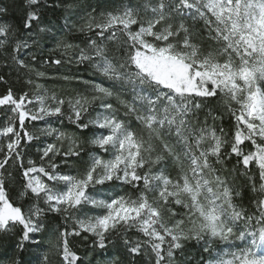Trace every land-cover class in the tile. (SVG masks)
<instances>
[{"label":"snow or ice","instance_id":"1","mask_svg":"<svg viewBox=\"0 0 264 264\" xmlns=\"http://www.w3.org/2000/svg\"><path fill=\"white\" fill-rule=\"evenodd\" d=\"M25 8L17 26L0 6V53L25 77L0 93V246L13 247L0 264H192L193 242L196 264H264V0H138L79 19L76 0ZM56 8L63 24H45ZM41 33L60 56L43 55ZM42 137L52 142L34 159ZM9 169L21 177L14 195ZM239 175L258 194L249 207ZM90 237L81 255L72 240Z\"/></svg>","mask_w":264,"mask_h":264},{"label":"trees","instance_id":"2","mask_svg":"<svg viewBox=\"0 0 264 264\" xmlns=\"http://www.w3.org/2000/svg\"><path fill=\"white\" fill-rule=\"evenodd\" d=\"M120 1L121 0H76L78 18H80L79 16L81 15L83 16L84 13L91 11V9L93 8H95L96 12L99 13V12H102L104 9L114 7L115 4H117ZM0 6L8 7L9 11H8L6 19L10 23L19 26L21 18L24 16L25 11H26L25 0H0ZM64 16H65V12L62 8L46 9L43 19H44L45 24L49 26L59 27L60 25L63 24ZM38 39L40 41V49L43 50L44 56H52V57L60 56L59 50H56V51L52 50L54 48L53 41L45 39V37L42 36V34H39ZM64 39L69 42L79 44L81 43V41L87 39V37L80 33H72V34H65ZM36 54L40 55L41 52L38 50ZM6 56H7L6 53H0V75H3L5 79L8 81V85L0 83V93H3L7 86H11L17 91L25 88V84H24L25 77H24L23 70L17 69L14 65L5 66L4 61H5ZM25 59L26 60L30 59V57L26 56ZM8 62L9 64H11L10 58L8 59ZM37 67H40V70H44L49 73H56L57 71H59L60 73H66L69 70L68 66L58 68L57 66L44 65L43 67H41L39 64H37ZM71 70L81 76L85 75L84 74L85 70H82V68L78 69L75 66H72ZM56 83H58L59 85L58 86L54 85L53 86L54 89L57 88L58 90H61V89H65L66 87H68L65 85H61V83L63 82L59 80H48L47 81V84H49L48 85L49 87H51L53 84H56ZM217 123H219V121ZM63 127L67 130L71 129L73 133H76L77 135H80L83 138V134L78 132L75 125L70 124L67 120L64 121ZM223 127L226 133H228L229 138H231V133L232 131H234L233 121L231 120V118L229 117L226 111L224 112ZM36 144L37 142H34V146L29 150V155L34 159L37 157V153L35 151ZM85 150L86 152L92 151L91 147L87 144H85ZM57 160L59 161V157L57 158ZM234 163H235V160L233 159L227 164V167L231 169ZM75 166L78 167L79 165H74V167ZM65 170L68 171L69 169H65ZM9 172L12 173V178L9 182V187L14 195L15 192L20 188L21 177H20V173L18 170L9 169ZM252 174L254 176L256 175V169L254 167L252 169ZM230 179H233V177H230ZM234 179H235V183L233 186L241 188L242 193H243V204L245 207H249L250 201L254 197H256L258 194L253 193L251 191V187L245 176L243 175L235 176ZM257 181H258V176H257ZM50 220H51L52 227H57L62 224V219L59 216L52 215L50 216ZM72 242L75 245V247L78 249L81 255H83L87 251H90L91 237L89 238V241H81L79 238H73ZM191 245H192V248H190L188 252L191 253L192 264H196V259L198 257V252L200 249L198 245H196L195 243H192ZM5 250H7L9 254H11V252L13 251L12 242L10 240L4 241L3 245L0 246V252H3ZM116 251H117L116 248L110 247L109 252L105 253L104 255L108 256L110 253H115ZM25 258L31 259V257L27 255L25 256ZM52 264H59L58 259H52Z\"/></svg>","mask_w":264,"mask_h":264},{"label":"rangeland","instance_id":"3","mask_svg":"<svg viewBox=\"0 0 264 264\" xmlns=\"http://www.w3.org/2000/svg\"><path fill=\"white\" fill-rule=\"evenodd\" d=\"M129 2H131V3H136V2H138V0H121L120 2H118L117 4H115V6L114 7H111V8H108V9H104L102 12H105V11H110V10H113V9H116V8H119L120 6H121V4H124V3H129ZM79 15H80V13H79ZM84 15V14H83ZM82 16V15H81ZM81 16H79V17H81ZM77 19H79L78 18V14H77ZM42 34V36H44L45 37V35L46 34H44V33H41ZM26 56H28L27 55V50H26V53H25V56H24V58H26ZM79 68H82V70H85V75H84V77L87 79V78H92V79H96L97 81H99V77H97V76H94L93 74H92V71L90 70V69H87L86 70V68L84 67V66H81V67H79ZM78 68V69H79ZM82 73H83V71H82ZM81 73V74H82ZM42 83H46V85H47V87H49L48 85L49 84H47V81L45 82V81H41ZM50 84H52V83H50ZM58 86L59 84L58 83H56V84H53L51 87H49V88H51V89H54L53 88V86ZM61 85H64L63 83H61ZM75 87V88H74ZM65 88V87H64ZM66 88H68V89H66ZM65 89H61L62 91H77V90H80L77 86H71V87H66ZM74 88V89H73ZM55 90H57V91H61V90H58L57 88H55ZM53 122H54V126H60L59 124H58V122H56L55 121V118H53ZM37 123V125L39 126V127H44L45 125L42 123V122H36ZM65 130H67V129H65ZM67 131H69V132H71V133H73L72 131H71V129H68ZM37 142V144L35 145V148L36 147H38V146H42L43 144H45V143H47V142H52V138L51 137H42L41 138V140L40 141H36ZM91 150L92 151H94V149H92L91 148ZM79 167V166H78ZM75 168H77L76 166L74 167V165H73V169H69V170H74ZM193 243H195V242H193ZM196 245H198V247H199V249H201V245L200 244H196ZM197 247V248H198ZM190 248H192V245L190 244V245H188V250L190 249ZM191 251V250H190Z\"/></svg>","mask_w":264,"mask_h":264}]
</instances>
